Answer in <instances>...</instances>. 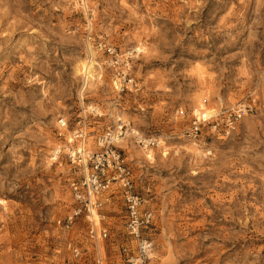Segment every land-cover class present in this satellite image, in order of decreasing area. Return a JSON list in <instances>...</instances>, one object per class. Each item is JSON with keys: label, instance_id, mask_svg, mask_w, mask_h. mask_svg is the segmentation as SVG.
Returning a JSON list of instances; mask_svg holds the SVG:
<instances>
[{"label": "rangeland", "instance_id": "1", "mask_svg": "<svg viewBox=\"0 0 264 264\" xmlns=\"http://www.w3.org/2000/svg\"><path fill=\"white\" fill-rule=\"evenodd\" d=\"M85 2L0 0V264H97L87 220L68 229L57 220L76 205L70 180L86 171L69 158L78 121L91 153L117 116L162 141L116 143L153 211L148 263L264 264V0ZM96 34L128 56L137 88L118 92L91 47L101 69L80 96L75 64ZM198 102L251 111L227 137L206 138V150L186 133ZM109 193L94 218L108 233L97 246L102 264H128L122 247L134 253L136 243L120 195ZM69 241L89 254L73 257Z\"/></svg>", "mask_w": 264, "mask_h": 264}, {"label": "built area", "instance_id": "2", "mask_svg": "<svg viewBox=\"0 0 264 264\" xmlns=\"http://www.w3.org/2000/svg\"><path fill=\"white\" fill-rule=\"evenodd\" d=\"M90 35V34H89ZM87 42L94 50L103 54V63L112 68L114 74L113 84L118 92L137 88L135 78L131 74V64L128 56L116 50L103 35H95ZM251 111L250 106L238 104L231 112L219 111L205 120H200L194 116L190 127L187 130V137L195 145H202L207 150L206 138L223 139L227 137L235 128L240 119ZM78 126L74 131V137L81 141L85 138V123L78 121ZM119 123V124H118ZM114 127H106L105 131L98 138L99 150L88 152L70 151L69 158L72 163L85 167L80 177H74L69 182L71 197L76 204L75 207L65 216L63 220H57L64 228L68 229L74 225L76 218L83 216L87 222L86 236L88 240L95 244L93 248L94 260L97 264H102L98 240L107 237L106 228H97L92 217V210L98 211L103 205V195L110 192L108 196L119 194L124 203L125 215L124 224L126 233L130 240L136 243L135 252L129 251L127 247H122L128 264H149V253L152 243L143 234L144 229L152 226L154 221L153 211L143 207L144 200L136 192L130 168L124 162L121 150L117 148V139L125 140L129 138L132 142L143 148L158 145V141L153 137L144 136L129 121H118ZM67 126L63 119L58 120V129ZM62 133L59 132L58 135ZM210 153V152H209ZM98 214V218L102 216ZM99 220V219H98ZM67 249L75 258H81L89 254L86 248H81L72 242H67Z\"/></svg>", "mask_w": 264, "mask_h": 264}, {"label": "bare ground", "instance_id": "3", "mask_svg": "<svg viewBox=\"0 0 264 264\" xmlns=\"http://www.w3.org/2000/svg\"><path fill=\"white\" fill-rule=\"evenodd\" d=\"M82 3L84 5H86V2L85 0H82ZM88 47V54L87 56L84 58V59H81L80 61H78L76 64H75V71H76V74H78V77L81 76V81H82V85L80 87V96L82 95V93L85 91V89L87 87H89L92 82H94V79H95V71L99 69H101V66L99 65V63L95 62L93 60V56H94V51L91 49V47L89 45H87ZM136 50L137 51H144V48L143 46H138L136 47ZM89 109H91V106H88ZM96 108H94L95 110ZM194 113H195V116L200 119V120H205V119H208L209 117H211L213 114H214V109H205L202 105V103L198 102L196 104V108L194 109ZM64 120V119H63ZM117 121H120L121 120V117H118L117 116ZM119 124V123H118ZM74 134H72L73 136ZM72 136H68V139L67 141L68 142H72L74 141V139L72 138ZM124 140L122 139H117V142L116 143H120V142H123ZM158 143L160 144L162 141H159L157 140ZM85 141H80V143L78 144L77 146V149L78 151L82 152L83 150H85ZM59 147L56 146V148H54L53 150V157L51 159L53 160H56L57 156H58V151H59ZM165 148H162V153L163 155L166 154L165 152ZM146 157L148 159H152V151L151 150H148L146 152ZM92 217L93 218H98V214L95 210H92ZM99 219V218H98Z\"/></svg>", "mask_w": 264, "mask_h": 264}]
</instances>
